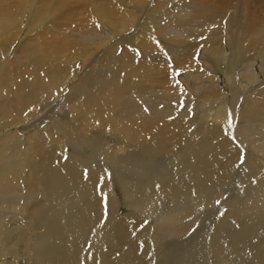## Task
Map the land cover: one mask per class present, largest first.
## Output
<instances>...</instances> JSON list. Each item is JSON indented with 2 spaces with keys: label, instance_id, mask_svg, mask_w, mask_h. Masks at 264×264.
<instances>
[{
  "label": "bare ground",
  "instance_id": "1",
  "mask_svg": "<svg viewBox=\"0 0 264 264\" xmlns=\"http://www.w3.org/2000/svg\"><path fill=\"white\" fill-rule=\"evenodd\" d=\"M225 185L264 228V1L0 0V264L13 232L24 264H264V229L141 240ZM38 232L65 237L40 263Z\"/></svg>",
  "mask_w": 264,
  "mask_h": 264
},
{
  "label": "rangeland",
  "instance_id": "2",
  "mask_svg": "<svg viewBox=\"0 0 264 264\" xmlns=\"http://www.w3.org/2000/svg\"><path fill=\"white\" fill-rule=\"evenodd\" d=\"M264 1V0H262ZM57 116H61L64 114L63 110L61 108H59V111L57 112ZM60 113V114H59ZM238 180V179H237ZM237 184V183H236ZM221 191H223L225 194L223 201L220 202H214L212 207H208V208H201L197 213L196 217L198 218L196 220V224L199 225L196 229L191 230L189 234L186 233H180V236L177 237H173L174 236V232H175V226L177 225L176 223H170L167 219L164 221L162 219V216L164 213H167L166 210L169 209V205L163 204L162 206H160L157 210H159L154 216H152V221L155 222L152 226L147 222V227L145 229V231L143 232V234L141 235V240L143 242H147L150 244L154 241V239H158L162 245L169 243L172 238L175 239L173 241V246H218L219 241H223V238L229 237L231 236L236 230L237 228H241V229H246L248 231V234L246 236V245L248 246H255L254 243L252 242V238L250 236V233L256 229L257 231L263 230L264 228L260 226V222L261 221H256V217L253 219V222L251 223V225L247 226V227H241V218L239 215H235V214H230V209L231 208V204L232 207L236 206V205H242L243 201L237 197L239 196L242 192H244L243 189H241V187H235V186H230V185H225V186H221ZM232 191H231V190ZM226 190V191H225ZM240 190V192H239ZM243 190V191H241ZM231 191V192H230ZM234 192V193H233ZM233 193V194H232ZM235 194V195H234ZM239 194V195H238ZM230 197H232L229 201V208L228 206L225 204V200L228 199ZM227 197V198H226ZM235 199V200H234ZM68 201V203H67ZM65 205H71L73 202H77L76 199H72L70 201V199H67ZM236 201V202H235ZM221 205V206H220ZM225 205V206H223ZM168 206V207H167ZM167 209H166V208ZM159 212H161L159 214ZM163 212V213H162ZM168 212H170L168 210ZM202 212V213H201ZM222 213V214H221ZM225 213V215H223ZM207 215V216H205ZM220 217H219V216ZM229 215V217H228ZM213 216V217H210ZM222 216V217H221ZM232 216V217H231ZM11 217V216H10ZM165 217V216H164ZM208 217V218H207ZM226 218V220H225ZM15 219V217L13 216L12 220ZM216 219V220H215ZM222 219V220H221ZM230 219V221L227 222V220ZM239 219L238 223L237 220ZM207 220V221H206ZM226 221L224 228H222V236H219V239L217 240L216 244L215 242L208 240L214 233V226L216 225L217 229H218V225L222 222V221ZM209 221V222H208ZM235 221V223H234ZM256 221V223H255ZM200 222V223H199ZM213 222V223H212ZM216 222V223H215ZM219 222V223H218ZM28 223V222H27ZM207 223V224H206ZM237 223V224H236ZM240 223V224H239ZM214 224V225H213ZM230 224V227H228V225ZM258 224V225H257ZM232 225V226H231ZM238 225V226H236ZM202 226V227H201ZM206 226V227H205ZM236 226V229H234ZM208 230H207V229ZM228 228V229H227ZM231 228V229H230ZM206 229V230H205ZM225 229V230H224ZM228 232H227V230ZM202 230V231H201ZM233 230V232H232ZM196 231V234H195ZM202 232V233H201ZM207 232V233H206ZM44 232H38L37 234L35 233V238H31V244H34V246H28L30 248H32L33 250L35 249V251H39V255L37 256V260L36 262L40 263L43 259L44 256L47 254L46 252L48 251V246H57L58 244H61L62 241L65 239V237L62 236H57V238L54 241V236H52L53 234H47ZM229 233V234H228ZM12 234V235H11ZM227 234V236H226ZM209 235V237L207 236ZM38 236V239L36 240V237ZM42 236V237H41ZM191 236V237H190ZM193 236V237H192ZM195 236V237H194ZM205 236V237H204ZM19 237V236H18ZM16 235L14 236V232L13 233H9L7 236V244H6V254L5 257L3 258L4 264H24L25 262L29 263L32 259H31V255L29 256V254L27 255L26 259H22V252L19 253V251H22L23 249L21 248V243H20V239L18 238ZM185 237V240L184 238ZM221 237V238H220ZM188 238V240H187ZM205 240H204V239ZM153 239V240H151ZM201 239V240H200ZM203 239V240H202ZM251 239V240H250ZM10 240V242H9ZM42 240V241H41ZM45 240V241H43ZM51 240V241H49ZM58 240V241H57ZM62 240V241H60ZM104 240V241H103ZM109 240L111 241L113 246H120L117 242H115L114 240H111L108 236V234H103L100 238V240H98V244H102L104 246H109ZM49 241V242H48ZM57 241V242H56ZM181 241V242H180ZM203 241V242H202ZM39 242V244H38ZM52 242V244L50 243ZM60 242V243H59ZM230 244L229 246H243L242 244H244V242L242 241L240 243V245L237 244V242H233L231 243V240L229 241ZM18 245H16V244ZM47 243H49L47 245ZM56 243V244H54ZM58 243V244H57ZM180 243V244H179ZM12 245V246H11ZM15 245V246H14ZM47 248H46V246ZM44 246V247H43ZM71 246V245H68ZM8 247V248H7ZM19 247V248H18ZM41 249H40V248ZM21 248V249H20ZM43 248V249H42ZM12 249V250H10ZM15 249V250H14ZM46 251H45V250ZM19 250V251H18ZM42 250V251H41ZM17 251L18 253L14 252ZM9 252V253H8ZM42 253H45L44 255H41ZM8 254V255H7ZM18 254H21L18 256ZM8 256V257H7ZM42 256V257H41ZM16 257V258H15ZM18 257V258H17ZM30 257V258H29ZM20 259V260H19ZM39 259V260H38ZM7 262V263H6ZM22 262V263H21ZM104 264V263H103ZM251 264V263H248Z\"/></svg>",
  "mask_w": 264,
  "mask_h": 264
},
{
  "label": "snow or ice",
  "instance_id": "3",
  "mask_svg": "<svg viewBox=\"0 0 264 264\" xmlns=\"http://www.w3.org/2000/svg\"><path fill=\"white\" fill-rule=\"evenodd\" d=\"M218 203V202H217Z\"/></svg>",
  "mask_w": 264,
  "mask_h": 264
}]
</instances>
